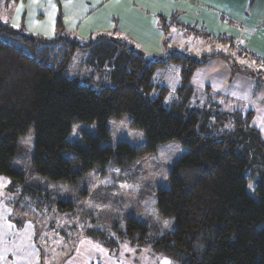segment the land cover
<instances>
[{"label":"trees","instance_id":"16d2710c","mask_svg":"<svg viewBox=\"0 0 264 264\" xmlns=\"http://www.w3.org/2000/svg\"><path fill=\"white\" fill-rule=\"evenodd\" d=\"M12 34L0 23V173L20 177L14 157L19 137L30 126L36 134L35 171L53 182L76 183L96 165L132 160L179 141L188 151L156 199L160 215L174 218L173 231L148 237V226L131 218L125 239L150 246L172 264H264V140L237 113L234 126L226 127L221 113L192 107L191 76L204 62L182 54L146 57L116 35L80 42L65 29L60 13L53 37H26L32 49L10 42ZM79 52L85 55L74 65ZM170 65L180 67L183 79L177 103H168L169 91L155 85L158 70ZM125 114L144 131L147 145L102 147L109 137L107 121ZM75 123H97L98 134L87 135L86 145L72 146L68 136ZM67 150L74 159L64 156ZM75 163L81 165L77 171ZM250 183L256 198L248 191ZM42 195L24 188L20 201L26 200L29 214L40 216L34 211L42 212L41 204H56ZM97 238L113 246L102 235Z\"/></svg>","mask_w":264,"mask_h":264},{"label":"rangeland","instance_id":"374dc122","mask_svg":"<svg viewBox=\"0 0 264 264\" xmlns=\"http://www.w3.org/2000/svg\"><path fill=\"white\" fill-rule=\"evenodd\" d=\"M16 1L0 0V23L16 33L8 37L10 42L32 49L26 37L41 35L29 32L25 21L17 23L22 18L16 10ZM14 24L18 27H13ZM169 39L172 45L183 46L184 55L204 62L199 63L191 76L192 107L221 113L228 120L226 127L234 126L232 114L237 113L235 116L243 121L249 119L251 127L264 140V52L259 51L260 46L254 49L250 41L236 39L211 43L185 34L179 38L170 34ZM81 53L74 57V65L82 59ZM170 53L181 54L169 52L161 57L176 59ZM210 63L221 66L219 72L208 77L204 69ZM157 73L160 78L155 82L156 87L169 91L168 103H177L183 81L180 67L170 65ZM101 79L98 76V84ZM106 128L109 137L101 141L102 147L115 149L127 143L142 149L148 143L144 131L132 126L128 114L119 119L110 118ZM98 129L97 123H75L68 142L72 146L86 145V136H96ZM35 142L36 134L30 126L19 137L14 157L13 170L20 177L0 173V264H172L150 246L131 245L125 234L131 218L148 226V237L173 231L174 218L161 216L156 208L157 191L170 186L169 175L174 164L188 151L186 147L179 141H169L154 151L136 154L132 160L96 165L76 183H66L53 182L36 173ZM64 156L75 158L69 150ZM80 168L78 163L73 165L75 171ZM253 185L249 184L248 191L256 198ZM26 186L41 190L44 199L50 198L56 204L51 207L41 204L42 212L34 211L40 216L29 214L26 200L20 201ZM98 234L113 246H103Z\"/></svg>","mask_w":264,"mask_h":264},{"label":"crops","instance_id":"0c3cea01","mask_svg":"<svg viewBox=\"0 0 264 264\" xmlns=\"http://www.w3.org/2000/svg\"><path fill=\"white\" fill-rule=\"evenodd\" d=\"M16 10L33 34L51 38L57 18L65 29L83 41L102 34L116 35L146 57L173 53L184 55L183 46L169 35L250 41L264 52V0H17ZM54 6V7H53ZM176 17V19H175ZM166 19V20H165ZM168 27H163V21ZM179 25V26H178ZM183 51V52H181ZM171 54V53H170ZM193 57V56H192ZM213 65L215 69H213ZM220 63L204 69L208 77ZM223 70V69H222ZM247 83L246 78H242Z\"/></svg>","mask_w":264,"mask_h":264},{"label":"snow or ice","instance_id":"6c2138e0","mask_svg":"<svg viewBox=\"0 0 264 264\" xmlns=\"http://www.w3.org/2000/svg\"><path fill=\"white\" fill-rule=\"evenodd\" d=\"M53 7H54V6H53ZM13 27H18V25H17V24H14ZM168 264H170V262H168Z\"/></svg>","mask_w":264,"mask_h":264}]
</instances>
